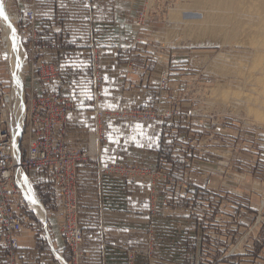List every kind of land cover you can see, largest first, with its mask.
I'll return each instance as SVG.
<instances>
[{
    "label": "rangeland",
    "instance_id": "obj_1",
    "mask_svg": "<svg viewBox=\"0 0 264 264\" xmlns=\"http://www.w3.org/2000/svg\"><path fill=\"white\" fill-rule=\"evenodd\" d=\"M2 1L5 10L12 12L15 18L13 11L21 16L23 11L28 10L27 1ZM37 1L35 7L40 9V12L35 27L43 30L39 31L37 36L40 42L50 38L44 39V34L51 35V42L60 43L65 48L59 51L63 56L72 55V51L78 48L86 49L89 36L86 38L79 32H71L67 26L72 19L70 10L74 11L75 7H83L86 10L85 5L91 2ZM122 1L130 3V7L135 10V14L128 20L131 26L129 43L119 48L128 59L126 66L133 64L138 71L139 67L132 61V57L136 56L137 47L141 44V48L144 46L142 51L146 52L145 57L150 61L147 68L153 70L158 64L161 71L157 95L145 105L137 107L155 116L154 119L142 117L137 120L155 122L160 126V138L147 150V154L149 150L153 151L152 155L147 157L146 163L131 160L116 162L146 168L154 174L147 178L145 187L142 185L141 189H146L142 193L146 194V199L141 200L143 207L140 208L143 209L137 211L140 215L145 214V219L126 222L128 227L141 236L140 239L134 240L132 246L138 247L143 243L142 235L145 236V231L151 225L155 244H158L157 256L164 262L170 260L177 264H264V126L255 121L256 117L249 112V106L252 105L249 101L264 102V94L260 92L259 79L254 82L256 74L250 75V81L244 85L243 77L250 70V67L246 66L249 62L245 60L247 57H244V54H248V50L244 44L236 40L218 41L215 35H208L209 37L202 41L201 38L195 39L187 29L188 26L197 24L202 25L205 30L210 28L206 31L208 34L214 27L217 32L224 33V25H232L238 20L236 16L246 19V15H243L245 10L240 7L239 13L237 9L200 11L193 0V3L191 0H112L109 7L114 9H111L113 19L116 5ZM60 3H64L68 10L59 12L61 6L57 5ZM92 5L95 6L96 2ZM99 5L107 6L104 1H99ZM48 10L53 11V14ZM206 13L212 15L215 21L213 24L208 20L209 15ZM202 14L205 20L200 22L198 19ZM84 15L87 18V14ZM96 15L94 43L101 48L99 57L102 60L103 49L106 48L105 37L100 36L97 27L109 22L101 20L103 15H98L99 19ZM139 18V25L136 26L134 23ZM14 24L20 40V36L24 35V28L29 24L21 19ZM54 26L61 27L64 32H53ZM1 28L0 21V76L4 79L0 86L7 92V85L13 80L8 67L9 58L2 50ZM75 34L77 35L74 36ZM29 42L30 39L27 40L26 37L24 44ZM218 54L231 56L226 62L233 61L232 57H236V64L227 67V70H220L221 59ZM40 55L43 60H48L55 53L41 52L37 57ZM87 68L84 73H89L90 76L93 70H90V66ZM26 71L25 63V72L22 74V102L28 76ZM62 72L66 85L71 83L76 73H80L70 68H63ZM66 90L72 96L71 90ZM228 95L242 97L245 104L235 107ZM6 99L11 102L10 110H13L12 123H9L12 133L15 130L13 119L17 116L12 102V91L7 93ZM91 101L94 107V96ZM24 110L20 123L22 131ZM105 137L106 127L103 140ZM17 145L18 156L13 159L15 161L24 153L21 136L17 137ZM12 157L14 158L13 153ZM133 177L126 176L121 179ZM24 207L29 209L26 204ZM150 209L153 212L147 217ZM35 212L25 213L35 217ZM168 239L172 242H167ZM6 248L0 242V264H5ZM113 249L105 254L104 264H123L124 253ZM97 259L102 260L101 255L97 256ZM136 264L151 262L147 256H139Z\"/></svg>",
    "mask_w": 264,
    "mask_h": 264
},
{
    "label": "built area",
    "instance_id": "obj_2",
    "mask_svg": "<svg viewBox=\"0 0 264 264\" xmlns=\"http://www.w3.org/2000/svg\"><path fill=\"white\" fill-rule=\"evenodd\" d=\"M27 1L28 10L23 11L22 15L16 14L17 23L20 19L25 20L29 24L24 28V35L20 36V42L24 51L25 63L27 65V83L24 85L23 105H24V121L23 131L21 135L24 153L19 157L17 164L26 174L29 171H39L45 173L51 183L53 191V205L56 211L61 215V221L57 223V230L64 241V246L56 254L61 256L58 260L60 264H81L83 256L82 245L84 242V228L79 220L80 205L78 201V169L87 162L96 160L97 163V179L99 188H102V177H118L126 176L134 177H152L153 173L146 168L132 166L127 163H101V154H96L92 158L88 149L82 147L70 146L65 141V128L67 116L75 109V101L66 89L71 90V84L64 83V72H62V62L65 56L60 55L59 51L65 48L60 43L51 42V35L44 34L47 41H39L37 36L39 30L35 27V22L40 9H36L37 0ZM58 1V0H57ZM67 1V0H65ZM87 9L79 7L83 12L85 25L78 26L75 31L81 36L88 37L89 45L82 50L81 58L76 61H84L90 66L91 73V94L94 96V107L92 109L95 127L94 131L98 142L103 140L107 118H122L137 120L144 117L145 119H154L155 116L148 112L142 111L140 108L131 109H105L100 107L97 102L99 99L103 77L102 60L99 57V48L94 43L95 19L94 6L92 3L102 0H88ZM112 1V0H109ZM64 5L60 3L57 6ZM61 8H59L60 11ZM76 9V7H75ZM66 11V8H65ZM86 11V12H85ZM50 13V10H48ZM87 14V18L86 15ZM140 18L134 23L139 25ZM16 26V25H15ZM17 29V28H16ZM53 32H64L61 27L54 26ZM18 32V30H17ZM90 33V34H88ZM75 34L74 36H76ZM30 39V42L24 44V41ZM27 44V46H26ZM54 52L55 55L50 56L48 60H43L41 52ZM3 55V52H1ZM90 62V63H89ZM131 72H136L133 64L128 65ZM167 74V73H166ZM165 74V75H166ZM26 75V73H25ZM1 82V81H0ZM40 82L41 87L37 90L34 86ZM54 82L57 85L55 90H50L45 84ZM9 90L6 92L0 86V242L6 246L5 264H18L19 242L17 235L22 231L25 222V212L30 211V205L26 203L22 195V188L18 186L17 171L15 162L11 157L9 148L13 141V135L6 128L8 123H12V105L6 99L9 91L13 90V83L10 82ZM29 89L27 91V88ZM26 89V91H25ZM16 197L14 203L13 198ZM25 204L29 209H25ZM21 211V212H20ZM109 211L100 208V212ZM32 212V211H30ZM35 212V211H33ZM128 211H126L127 213ZM150 209L147 217L152 214ZM36 213V212H35ZM37 215V214H36ZM38 217V216H37ZM42 222H44L42 220ZM148 223V222H147ZM143 243L138 246L126 245H108L104 240V228H101V243L99 253L101 255L100 262L104 264L105 254L109 249L118 250L124 253L125 260L123 264H136L139 256H147L149 262L153 263L154 259L163 260L157 256L158 244H155V238L151 230V225L145 231ZM46 237L50 236L46 234ZM49 243V240H46ZM51 241V239H50ZM51 244V243H50ZM108 247H111L108 249ZM99 255V256H100ZM172 264L173 261L168 260ZM180 264V263H178Z\"/></svg>",
    "mask_w": 264,
    "mask_h": 264
},
{
    "label": "crops",
    "instance_id": "obj_3",
    "mask_svg": "<svg viewBox=\"0 0 264 264\" xmlns=\"http://www.w3.org/2000/svg\"><path fill=\"white\" fill-rule=\"evenodd\" d=\"M107 6L101 7L96 2L94 12L96 17L103 15V23L97 27V32L104 38L105 47L103 49L102 65L104 68L103 77H109V83L106 84L105 79L100 92V98L97 104L105 109H131L145 105L157 95L159 77L161 74L158 64L153 70L147 68L150 63L149 58L145 57L146 52L143 50V45H138L136 56L132 57V61L139 67L138 71L131 72L127 69L128 59L119 48L128 45L131 26L128 20L134 15L135 10L132 9L130 3L119 2L116 5L114 19L111 17V1L102 0ZM132 3V2H131ZM109 7V9H107ZM60 10L65 11V5ZM68 9H66L67 11ZM77 10V11H76ZM60 12V11H59ZM50 14L53 11L50 10ZM71 21L67 28L75 31L78 26L85 25L83 12L81 9L70 10ZM111 31V36L108 33ZM114 34V35H113ZM131 37V36H130ZM119 45V46H117ZM73 54L65 56L62 65L69 62L71 58L74 62L78 61L83 54L82 50L76 49ZM143 56V57H142ZM82 61V59H81ZM131 61V63H132ZM131 65V64H130ZM85 70H88L86 67ZM141 70H143L141 72ZM81 76L89 82L88 86L91 90V78L89 73H76L72 78L79 82ZM2 76L0 81L3 82ZM65 80V79H64ZM71 81V93H73V84ZM28 85V83H26ZM50 90H55L57 85L54 82L45 84ZM37 90L40 89L41 83L38 82L34 86ZM29 89L27 88V91ZM77 100L75 101V109L67 116L65 128V141L68 145L74 147H82L88 149L92 158L100 153L107 163L134 161L136 163H146L147 157L151 156L153 151L147 150L150 147H137L134 143H125L121 138L116 143L108 141L107 136L101 142L96 139L94 131L95 121L93 116V101H85L86 110L83 112V117H86L85 123L87 126H81L78 119L69 120V115L79 117L77 111L79 103V92L77 91ZM93 100V99H92ZM111 105V107H109ZM141 123L146 132H150L153 137L158 134L160 138V126L155 122H145L140 120L122 119V118H107L106 119V134L111 131V127H119L125 135L130 134L127 126ZM111 126V127H110ZM157 142L154 140V143ZM107 149V154H105ZM153 150V149H151ZM154 159V157H149ZM144 165V164H139ZM29 182L33 184L35 192L40 200V203L46 209V218L43 220L37 217L25 215V222L22 231L17 235L19 242L18 264H60L55 258L52 249L60 251L64 246V241L57 230V223L61 221V215L55 210L53 205V191L49 185V179L42 171H29L26 173ZM148 179L146 177H133L131 179H121L110 176L102 177V188H99L97 179V163L95 161L82 164L78 169V201L80 205L79 220L84 228V242L82 245L83 256L81 264H101L97 256L100 255L99 248L101 243V228H104V240L108 245L126 246L131 245L128 241L134 242L137 238H141L136 234L131 227H128L129 221L133 219H145V214H139L137 210H141L143 205L142 199H146V191L141 190L146 185ZM143 185V186H142ZM140 187V188H139ZM136 188H139L137 190ZM125 190L127 194H125ZM143 207V206H141ZM100 208L109 211L100 212ZM133 208L134 210H128ZM126 211H128L126 213ZM21 212V211H20ZM137 222V221H134ZM174 225V224H172ZM123 229H127L124 231ZM50 236L51 244L45 237ZM144 240V236L142 235ZM167 242H172L168 239ZM178 243V240H177ZM113 251L112 249H109ZM109 252V251H108ZM88 260L86 261V259ZM98 261V262H97Z\"/></svg>",
    "mask_w": 264,
    "mask_h": 264
},
{
    "label": "bare ground",
    "instance_id": "obj_4",
    "mask_svg": "<svg viewBox=\"0 0 264 264\" xmlns=\"http://www.w3.org/2000/svg\"><path fill=\"white\" fill-rule=\"evenodd\" d=\"M193 1L195 2L197 9H199L200 11H203L205 9L207 11H210V10L213 11L216 9H225V10L233 9L235 11L236 9L238 10V8L240 7L245 10L246 13L245 14L243 13V15H246V19L244 18L240 19V17L236 16L238 20H236L232 25H226L227 27L224 25V29H225L224 33L223 31L221 33L220 31L217 32L218 30H215L216 27H214V30L211 29V32L209 31L210 34H208L206 33V31L208 29L210 30V28L205 30L206 29L205 27L207 26L206 24H205L206 26L204 27L205 29L202 28L203 27L202 25H200L201 26L200 27L197 24L192 25L191 27L188 26L187 29L189 33L193 34V35L191 34L192 36H195V39L201 38L202 41L205 38L209 37L210 35H211L210 37H214L213 35H215L216 36L215 38L216 40L218 39V41H230L231 42V41L236 40V41H240L242 45L244 44L246 46V49L248 50V54H244V57H247L245 60L249 62V64L246 66L250 67L249 72H246L245 76L243 77L244 85L248 83L247 81H250L248 79L250 75L256 74L255 76L256 78L254 82L259 79L258 82L260 84V92L264 94V0H193ZM2 3L3 1L0 0V6L3 7V8H0V21L2 24V28H1L2 50H4L5 52L4 54H6V56H8L9 58L8 67H9L11 77L13 80L12 82L13 83L12 102H13L15 111L17 112V116L15 117V119H13L14 120L13 125H16V123H19V124L21 123L22 114H23V111H21V102H22V88H23L22 87V74L23 72H25V61H24L25 57H24V51L21 47V43L19 40L16 27L14 24L16 20L15 15L12 12L8 11V9L6 11ZM239 10H238V13L241 12ZM208 13H206L207 16L209 15ZM209 16H208V20L211 21V23L215 22L212 19V15L210 17ZM203 19H204V16L202 14L201 18L198 20H200L201 22V20ZM206 21H204V23ZM208 24L210 23L208 22ZM220 26H221V21H220ZM14 30H16L15 31V41H13ZM14 43H15V50H14ZM219 56L221 59V63L219 66L220 70H224V69L227 70L228 69L227 67L236 64V61H235L236 57H232L233 61L231 60L229 62H226L227 58L231 56L226 55V54H218V57ZM17 60H19V63L21 64V68L19 69L17 68ZM227 97L230 98V102L232 104L234 103L235 107L236 105L239 106L240 104H243L245 102L244 99H242V97L241 98H238L236 96L229 97V95ZM254 101L252 100L249 101V103L252 104L251 107L249 106L250 108L249 112L251 111V113L254 114V116L257 119L255 121L260 122L261 125L264 126V102L261 100H258L255 102ZM247 115H250V114H247ZM6 128H8L10 131L9 123L6 125ZM12 133L14 134L13 131ZM16 143H17V139H16ZM9 152H10L11 157H12V153L14 154L13 159L17 158L18 153H17V150L13 149V141L10 145ZM13 161L15 162L14 164H15V168L17 171V175H18L17 177L19 180L20 176L24 174L23 169L19 167V165H16L18 160L17 161L13 160ZM16 199H17L16 197L13 198L14 203ZM34 211H36V213L38 214L37 216H39L40 219L45 220L46 218L45 209L43 208V205L41 203L35 207Z\"/></svg>",
    "mask_w": 264,
    "mask_h": 264
},
{
    "label": "snow or ice",
    "instance_id": "obj_5",
    "mask_svg": "<svg viewBox=\"0 0 264 264\" xmlns=\"http://www.w3.org/2000/svg\"><path fill=\"white\" fill-rule=\"evenodd\" d=\"M63 7V5H61ZM0 8H3L0 6ZM15 31L13 35V41H15ZM82 38V37H81ZM75 42V39L73 40ZM119 46V45H117ZM14 50H15V43H14ZM90 63V62H89ZM87 65L84 61L74 62L71 58H69V62L67 64L61 65V68H70L73 71H80L84 72ZM17 68H21V64L19 63V60H17ZM106 84L109 83V77H104ZM19 83V82H18ZM73 84V93H72V99L74 101L77 100V91L79 92V103L77 106V111L80 113L79 117H73L69 115V120L78 119V122L81 124V126H87L85 123L86 117H83V112L86 110L85 101H91L93 99V96L91 94L90 88L88 86L89 82L84 78V76H81L79 79V82L76 80L72 81ZM111 107V105H109ZM24 110L23 102H21V111ZM111 127V126H110ZM128 132L130 134L125 135V132L119 128V127H111V131L106 134L107 139L111 143L118 142L121 138L125 141V143H134L137 147H153L154 146V140L158 141V134L153 137V135L150 132H146L144 130V126L141 123H136L131 126H127ZM3 133H0L2 135ZM22 135V125L19 123H16L15 125V131L13 134V149L18 151V145L16 143L17 137H20ZM158 146V144H157ZM105 154H107V149H105ZM101 163L106 166V160L102 157ZM18 186L22 188V195L24 200L28 205H30V211H34L35 207L40 204V200L35 192L34 186L32 183L29 182V179L26 174H22L18 181ZM146 206V205H145ZM124 231H127V229H123ZM46 240H49V244L51 243L49 237H42ZM129 244L133 243L132 241H128ZM53 253L55 254V258L57 260H61V256L59 254H56V250L52 249Z\"/></svg>",
    "mask_w": 264,
    "mask_h": 264
},
{
    "label": "trees",
    "instance_id": "obj_6",
    "mask_svg": "<svg viewBox=\"0 0 264 264\" xmlns=\"http://www.w3.org/2000/svg\"><path fill=\"white\" fill-rule=\"evenodd\" d=\"M153 262H154V264H172V263H170V262H167V261H162V260H158V259H154L153 260Z\"/></svg>",
    "mask_w": 264,
    "mask_h": 264
}]
</instances>
